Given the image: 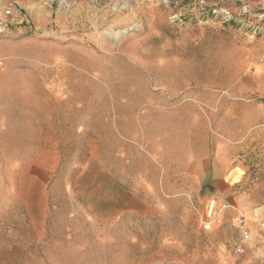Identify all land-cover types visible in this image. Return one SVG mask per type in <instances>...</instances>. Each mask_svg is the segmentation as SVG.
Masks as SVG:
<instances>
[{
	"label": "rangeland",
	"instance_id": "rangeland-1",
	"mask_svg": "<svg viewBox=\"0 0 264 264\" xmlns=\"http://www.w3.org/2000/svg\"><path fill=\"white\" fill-rule=\"evenodd\" d=\"M10 77L53 146L1 118L0 264H223L190 164L264 201V0H0Z\"/></svg>",
	"mask_w": 264,
	"mask_h": 264
},
{
	"label": "crops",
	"instance_id": "crops-1",
	"mask_svg": "<svg viewBox=\"0 0 264 264\" xmlns=\"http://www.w3.org/2000/svg\"><path fill=\"white\" fill-rule=\"evenodd\" d=\"M30 86L29 81L23 79L17 82L13 77L8 79L6 85L0 84V122L2 117L10 114L22 116L23 127L19 128L21 134L12 135V138H43L44 149L41 150L48 151V147L53 146L49 139L52 137L50 117H39L47 112L48 107L44 109L39 98L36 99L38 88L30 92ZM14 102L17 104L13 105ZM45 120L47 129L45 125L41 126ZM36 132L39 134L36 135ZM28 146L31 147L30 144ZM28 152L36 153L38 150L32 147ZM208 160L212 164L209 173L205 160H195L190 164V174L195 176L197 185L209 184L208 201L204 204L203 212L207 216V228L211 230L210 237L213 239L211 249L217 251L223 264H264V201L257 202L252 195L242 194L238 190L237 186L242 180L232 182L230 177L236 168L230 161H225L219 152L214 150ZM241 225L251 232L250 240H243ZM240 249L242 253L238 255Z\"/></svg>",
	"mask_w": 264,
	"mask_h": 264
},
{
	"label": "built area",
	"instance_id": "built-area-1",
	"mask_svg": "<svg viewBox=\"0 0 264 264\" xmlns=\"http://www.w3.org/2000/svg\"><path fill=\"white\" fill-rule=\"evenodd\" d=\"M242 226V231H243V240H250L252 238L251 232L249 230H245V227ZM242 253V250H238L237 254L240 255Z\"/></svg>",
	"mask_w": 264,
	"mask_h": 264
}]
</instances>
